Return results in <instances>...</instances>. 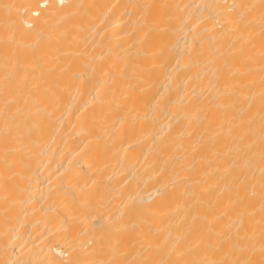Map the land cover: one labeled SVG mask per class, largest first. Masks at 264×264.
I'll return each mask as SVG.
<instances>
[{"label": "bare ground", "instance_id": "6f19581e", "mask_svg": "<svg viewBox=\"0 0 264 264\" xmlns=\"http://www.w3.org/2000/svg\"><path fill=\"white\" fill-rule=\"evenodd\" d=\"M264 0H0V264L264 261Z\"/></svg>", "mask_w": 264, "mask_h": 264}, {"label": "snow or ice", "instance_id": "6c2138e0", "mask_svg": "<svg viewBox=\"0 0 264 264\" xmlns=\"http://www.w3.org/2000/svg\"><path fill=\"white\" fill-rule=\"evenodd\" d=\"M262 235H264V232H262ZM235 264H251V261H237ZM261 264H264V261Z\"/></svg>", "mask_w": 264, "mask_h": 264}]
</instances>
